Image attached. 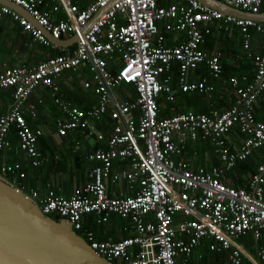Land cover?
I'll list each match as a JSON object with an SVG mask.
<instances>
[{
    "label": "built area",
    "instance_id": "obj_1",
    "mask_svg": "<svg viewBox=\"0 0 264 264\" xmlns=\"http://www.w3.org/2000/svg\"><path fill=\"white\" fill-rule=\"evenodd\" d=\"M8 1L27 11L40 27L2 3L0 21L10 18L33 41L58 48L60 53L48 55L33 66L7 67L0 72V90L13 88L11 103L0 114V175L9 176L25 190L23 164L16 161L6 165L2 161L3 152L11 148L7 136L12 131L31 166L43 163L38 149L43 130L32 128L26 120L27 115L32 119L37 116L36 105L27 101L29 96L43 88L60 113L54 119L56 135H70L75 145L80 144L76 135L91 139L87 158L98 163L91 170V180L69 196L58 195L49 187L44 195L38 189H26L44 214L68 222L112 264H186L194 249L206 239L211 240L210 251L227 253L228 264H242L244 259L264 263V241L257 250V259L239 243L247 233L255 240L262 238L264 156L244 185L235 187L223 180L239 162L264 150V122L256 121L253 111L256 98L264 91V21L225 15L198 0H93L84 7L78 0ZM218 1L249 13L260 12L264 3ZM47 3L50 13L45 10ZM60 10L63 16L54 20L51 12ZM214 22L238 29L243 52L237 57L246 54L253 59L252 79L241 86L237 77L228 78L235 99L227 110H187L159 117V97L174 100L169 85L174 65L182 92L214 93L209 78L221 76V55L218 48L203 47ZM45 31L55 40L77 34L75 47L69 51L55 45ZM252 32L260 37L256 54L250 51ZM170 34H174L175 42L168 41ZM112 64L114 71L109 67ZM200 64L206 66L209 77L188 81V72ZM81 68H86L90 77L80 80V86L94 96L87 107H80L59 93L62 76ZM128 86L135 98L130 97ZM234 126L238 127L236 137L243 136L241 143L232 147L234 138L230 132ZM198 136L214 145L217 165L192 170L187 162L173 158L182 152L186 140ZM114 160H126L127 166L113 171ZM107 180L125 181L126 193L109 194ZM112 214L131 222L132 235L120 240H99L84 225L88 215L95 216V222L101 224ZM177 214L182 219L175 223Z\"/></svg>",
    "mask_w": 264,
    "mask_h": 264
},
{
    "label": "crops",
    "instance_id": "obj_2",
    "mask_svg": "<svg viewBox=\"0 0 264 264\" xmlns=\"http://www.w3.org/2000/svg\"><path fill=\"white\" fill-rule=\"evenodd\" d=\"M81 7L87 6L93 0H78ZM50 3L45 4V10H49ZM261 12L262 9L260 10ZM51 16L54 20L59 19L63 16L61 10L58 13ZM212 30H215L207 39L205 43V49L211 50L213 48H218L221 53L220 58L225 62V73L229 74L230 71L238 72V76L245 77L243 82H247L253 77V73L243 69L241 63L239 62L240 58L236 57V53L239 51L236 46V40H238L239 45L241 46V36L238 34L235 29L230 30L228 34H225V29L223 24L214 22ZM211 26V27H212ZM0 27L3 28L0 33L2 42L5 43V47L8 48L15 54L14 61L12 64L7 63L6 61H0V72L5 68L11 66H33V63H27L25 55L20 54L16 49H13V44L15 40L22 38H27L29 42L28 47H34L37 45H42L44 49L32 51L33 53H39L43 59L48 55H57L60 53L58 48L51 49L43 44H39L32 40L31 36L26 32H23L20 25L11 20L10 18H4L0 21ZM19 29L20 33L17 32ZM223 29V30H222ZM257 35V34H256ZM259 37V36H258ZM168 41L175 42L174 34L168 36ZM256 39V38H255ZM64 45L66 50L71 51L75 47V42L71 41V37L63 38ZM257 40V39H256ZM260 44L252 40L251 43V52L256 54L259 51ZM209 48V49H208ZM227 64V65H226ZM247 64V62H245ZM223 70V69H222ZM254 72V70H252ZM208 70L204 64L198 65L195 70L188 72L187 80L188 81H197L202 76H208ZM178 68L177 65L173 66L171 71V80L170 87L174 94L173 101H166L164 96L159 97V117H169L173 114L184 112L187 110H192L195 113H211L212 111H224L230 108L233 100L235 99V94L231 91L228 84V78L235 75H229L227 77H219L217 80L209 78V82L212 83L215 87L214 93L206 94L200 92H182L179 89L178 84ZM223 75V74H222ZM90 77V74L86 68H81L77 72H67L59 80L60 85V95L69 99L70 101L75 102L72 98H76L78 92H82L86 95L85 90L80 86V80L87 79ZM209 77V76H208ZM125 87V86H124ZM79 88V89H78ZM120 88V87H119ZM119 88H115V91L118 92ZM130 91V97L135 98V94L132 92L131 87L127 88ZM190 94V96H189ZM88 95V94H87ZM89 96V95H88ZM94 100V96L92 95ZM179 97L183 100L178 102ZM31 100H35V105L37 107V116L32 119L30 116H26L29 125L32 128H41L43 130L42 136L38 140V149L44 158L43 163L38 167H33L29 163V158L24 155V153L18 148L17 139L12 141L11 148L3 152L4 162H13L14 160L22 161L23 171L26 176L22 180V185L25 189H38L41 195H44L47 191V187L53 190L58 195L69 196L71 195L76 188L84 186L87 182L91 180V170L95 165H98L97 162L89 161L87 158L88 149L92 147V140L76 135V139L80 142L79 145H75L72 141L70 135L60 137L56 135V126L54 119L56 116L52 114L51 111L57 112V115H60L59 111L53 110L52 105L50 104L51 100L47 93V90L43 88H38L36 92L31 96ZM183 101V102H181ZM11 103V99L7 93L0 94V114L5 112L8 106ZM52 103V102H51ZM222 103V105H220ZM192 108H186V107ZM51 119V121H48ZM108 121H106L107 123ZM75 135V134H74ZM15 137V136H14ZM174 139H177V135H173ZM64 138V139H60ZM12 140V139H11ZM241 143V139L238 140ZM71 142L75 145L72 149ZM58 149L62 151L63 158L61 159L56 152ZM74 151H77L73 154ZM80 154L78 156V152ZM254 155H258L257 159L260 161L264 156V150L262 153L255 151ZM58 156V157H57ZM251 157V156H250ZM173 158L176 161H185L189 164L192 170H197L199 166H206L210 168L218 164L217 154L214 151V145L209 139H204L201 136H198L194 140H186L184 147L180 154L173 155ZM247 158L246 160H248ZM258 164V163H257ZM121 166H127L126 160H114L112 163V170L116 171ZM255 168L250 170L253 172H247L243 170L241 166L236 165L231 171H229L223 178L228 184L238 187L244 185L251 174L255 172ZM33 169V172H30V169ZM75 177V181L72 178ZM78 177H80L78 181ZM108 187L107 192L111 195H117L118 193H126L127 184L125 181L110 182L107 180ZM49 184V186H47ZM137 188V184H135ZM150 219L151 216H148ZM182 219L180 214L175 216V223ZM87 228L91 229L95 237L99 240H120L127 236L132 235L133 226L131 222L127 219H122L119 216L112 214L107 222L98 224L95 222V216L88 215L86 217V222L84 224ZM264 241V231L262 232V238L255 240L251 233L244 234L240 239L239 243L250 253L254 258L257 259V250ZM210 239L204 240L198 247H196L189 257L186 264H205L204 260L206 258L205 252H209L211 256H208L210 259V264H228L227 253H216L208 249V243ZM242 264H254L248 259H244ZM264 264V263H260Z\"/></svg>",
    "mask_w": 264,
    "mask_h": 264
},
{
    "label": "water",
    "instance_id": "obj_3",
    "mask_svg": "<svg viewBox=\"0 0 264 264\" xmlns=\"http://www.w3.org/2000/svg\"><path fill=\"white\" fill-rule=\"evenodd\" d=\"M118 0H113V2ZM211 9L242 19L264 21V12L249 13L218 0H198ZM36 27L37 21L22 7L0 0ZM102 8L82 30L85 32L102 14ZM55 45H64L62 39H52ZM78 35L71 37L76 42ZM0 264H112L97 253L68 222L55 220L44 214L36 200L21 190L16 183L0 175Z\"/></svg>",
    "mask_w": 264,
    "mask_h": 264
},
{
    "label": "trees",
    "instance_id": "obj_4",
    "mask_svg": "<svg viewBox=\"0 0 264 264\" xmlns=\"http://www.w3.org/2000/svg\"><path fill=\"white\" fill-rule=\"evenodd\" d=\"M261 9H262V11H264V3H263V5H262V7H261ZM214 26H212L211 28L212 29H215V28H213ZM210 28V29H211ZM225 28V27H224ZM211 29V33L205 38V41H204V44H203V47L204 48H206L205 47V43H206V39L215 31V30H212ZM237 30V32L239 33V31H238V29L236 28V27H234V26H231V27H228V28H226L224 31H225V34H228L229 33V31L230 30ZM2 30H3V28L2 27H0V33L2 32ZM223 30V29H222ZM17 32L18 33H20V31H19V29L17 30ZM252 36H253V38H254V41H256V42H258L259 41V38L260 37H258L259 36V34H257L256 35V33L255 32H252ZM21 39H17V40H15L14 41V44H13V49H16L20 54L22 53V55H25L26 56V59H27V63H33L34 65L35 64H37L39 61H41V60H43V58H42V56L39 54V53H33L32 51H35V50H40V49H44V47L42 46V45H35L36 47L35 48H33L34 47V45H33V47H28L27 46V44L29 43V42H31V41H28V39L25 37V38H22V37H20ZM241 38V37H240ZM257 40H256V39ZM31 45H32V42H31ZM209 49V48H208ZM241 49H242V44H241ZM220 51V50H219ZM250 51H251V48H250ZM242 52H243V49H242V51H238L237 53H236V57L237 56H239L240 54H242ZM220 55H221V53H220ZM239 62L241 63V65H242V68H240V71H243V69H245V70H247V71H249V72H251V73H253V71L252 70H254V68H255V64H254V61H253V59L251 58V57H248V56H246V54L243 56V57H240V60H239ZM245 62H247V64H245ZM220 63H221V65H222V74H221V76L222 77H227V76H229V75H235V77H237L238 79H239V83H240V85L241 86H245L246 85V82H243V80L241 79V77H239L237 74H238V72H234V71H230V73L229 74H226L225 73V62L220 58ZM227 65V64H226ZM11 67H16V66H11ZM110 67V70H115V66L112 64V65H110L109 66ZM220 76V77H221ZM220 79V78H219ZM214 80H217V79H213V81ZM251 80V79H250ZM249 80V81H250ZM79 89V88H78ZM12 92H13V88H7V89H1L0 90V94H5V93H7L8 95H9V97H10V99L12 100ZM85 93H86V95L85 94H83L82 92H78V94L76 95V98H72L75 102L74 103H76V104H78L80 107H87L88 105H90L91 103H93V97H91L92 96V94L91 93H89L88 91H85ZM34 94V93H33ZM33 94H31L30 96H29V98H28V103H34L35 104V100H31V96L33 95ZM89 96H88V95ZM69 100V99H68ZM73 102V101H72ZM50 104L52 105V108H53V110H56V107L50 102ZM220 105H222V103L220 104ZM254 108H253V111H254V119L256 120V121H260V122H264V91L263 92H261L260 94H259V96L256 98V100H255V103H254V106H253ZM52 112V114L54 115V116H59V115H57V112H55L54 113V111H51ZM26 120H27V117H26ZM27 123H28V120H27ZM29 124V123H28ZM238 132V127L237 126H234L233 128H232V130H231V132H230V135H231V137H233L234 138V141H233V143L234 144H232L231 146L232 147H234V146H238V144L240 143V141H238V140H240L241 139V141H242V136L243 135H241L239 138L238 137H236V135H239V133H237ZM15 136V137H14ZM8 137V139L10 140V142H11V145H12V141H13V139L14 140H16L17 138H16V135H15V132H10L9 133V135L7 136ZM16 138V139H15ZM12 139V140H11ZM60 139H64V138H60ZM18 141V140H17ZM75 145L71 142V148L70 149H72L73 150V148L72 147H74ZM18 148H19V144H18ZM77 151H74L73 152V154H75ZM259 152V151H258ZM78 156H79V153H78ZM257 156L258 155H254V153H253V155L251 156V157H249V159L248 160H245V161H241V162H239L237 165H239V166H241L242 167V169L243 170H247V172H248V170L250 169V170H252V169H254L255 167L254 166H256L257 165V163L259 162V160L257 159ZM16 161H19V160H14L13 162H5L6 163V165H12V164H14ZM21 164L23 163L22 161L20 162ZM249 170V172H253V171H250ZM6 179H8V180H10V181H12V179L9 177V176H7V177H5ZM53 218L55 219V220H59V217H57V216H53Z\"/></svg>",
    "mask_w": 264,
    "mask_h": 264
},
{
    "label": "rangeland",
    "instance_id": "obj_5",
    "mask_svg": "<svg viewBox=\"0 0 264 264\" xmlns=\"http://www.w3.org/2000/svg\"><path fill=\"white\" fill-rule=\"evenodd\" d=\"M236 42H237L236 43L237 49L239 51H242L241 46L238 43V40H236ZM14 57H15V54L12 51H10L8 48L5 47V43L2 42V38L0 37V61H6L7 63L12 64L13 61H14ZM189 96H190V94H189ZM180 100H183V99H181L179 97L178 102ZM181 102H183V101H181ZM186 108H192V107H186ZM48 121H51V119H49ZM56 152L58 153V156H60V158L62 159L63 158V156H61L62 155V151L60 149H58ZM78 153L80 154V151ZM30 172H33L32 168L30 169ZM79 179H80V177H78V181H79ZM72 180L75 181V177H73ZM24 191L28 192L26 189ZM53 216L54 215H52L50 217L53 218ZM205 255H206V258L203 259L204 263L205 264H210L211 262H210V260H209L210 258L208 256H211V254L209 252H205Z\"/></svg>",
    "mask_w": 264,
    "mask_h": 264
},
{
    "label": "clouds",
    "instance_id": "obj_6",
    "mask_svg": "<svg viewBox=\"0 0 264 264\" xmlns=\"http://www.w3.org/2000/svg\"><path fill=\"white\" fill-rule=\"evenodd\" d=\"M261 12V11H260ZM59 220H61V219H59ZM65 221V220H64ZM77 232V231H76ZM78 233V232H77ZM78 234H80V233H78Z\"/></svg>",
    "mask_w": 264,
    "mask_h": 264
}]
</instances>
